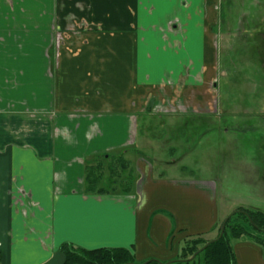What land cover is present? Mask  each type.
Returning <instances> with one entry per match:
<instances>
[{"label": "crops", "instance_id": "1", "mask_svg": "<svg viewBox=\"0 0 264 264\" xmlns=\"http://www.w3.org/2000/svg\"><path fill=\"white\" fill-rule=\"evenodd\" d=\"M218 5L0 0V264H63V244L174 260L245 208L220 207L213 183L156 176L140 159L131 192L84 191L89 163L143 148L148 115L180 127L209 115ZM232 249L235 264H264V244L241 237Z\"/></svg>", "mask_w": 264, "mask_h": 264}, {"label": "rangeland", "instance_id": "2", "mask_svg": "<svg viewBox=\"0 0 264 264\" xmlns=\"http://www.w3.org/2000/svg\"><path fill=\"white\" fill-rule=\"evenodd\" d=\"M218 3V75L209 107L203 110L209 115L182 127L172 116L148 115L139 128L141 135L145 133L140 137L143 148L127 158L137 181L141 179L137 161L145 160L156 176L213 183L220 207L264 212V0ZM130 133L137 145L132 127ZM173 147L177 153L171 154ZM120 152L112 150L109 159L89 163L100 164L104 184L117 176L123 179L126 172L116 159ZM181 166L187 171H181Z\"/></svg>", "mask_w": 264, "mask_h": 264}, {"label": "trees", "instance_id": "3", "mask_svg": "<svg viewBox=\"0 0 264 264\" xmlns=\"http://www.w3.org/2000/svg\"><path fill=\"white\" fill-rule=\"evenodd\" d=\"M101 158L109 159V155H104ZM116 159L120 163L121 171L126 172L123 179L119 181L120 178L117 176L108 184H104L99 173L100 164H88L84 175V191L86 193H129L134 189L137 176L130 166L129 159L123 155L117 156ZM119 183H121L120 189L117 188ZM246 224L250 228L247 229ZM220 225L217 228V236L220 232ZM261 230H264V212L238 208L231 213L226 221L222 237L210 243L191 260L188 259L204 246L208 242L207 240L203 238L186 240L180 256L169 261L150 259L138 262L133 254L124 248L86 250L63 244L60 246V252L64 258L63 264H235L232 242L244 237L264 244V232Z\"/></svg>", "mask_w": 264, "mask_h": 264}, {"label": "water", "instance_id": "4", "mask_svg": "<svg viewBox=\"0 0 264 264\" xmlns=\"http://www.w3.org/2000/svg\"><path fill=\"white\" fill-rule=\"evenodd\" d=\"M231 214H229L224 220L223 222L221 223V226H220V232L217 236V238H214L212 240H209L204 246H202L199 250H197L188 260H191L193 259L199 252H201L205 247H207L210 243H212L213 241H216L217 239L221 238L222 235H223V231H224V228H225V223L226 221L228 220V218L230 217ZM262 232H264V230H261Z\"/></svg>", "mask_w": 264, "mask_h": 264}]
</instances>
